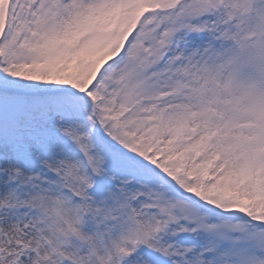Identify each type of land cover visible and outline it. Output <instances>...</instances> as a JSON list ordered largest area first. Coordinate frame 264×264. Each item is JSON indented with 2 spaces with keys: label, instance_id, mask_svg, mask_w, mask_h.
Returning <instances> with one entry per match:
<instances>
[{
  "label": "snow or ice",
  "instance_id": "1",
  "mask_svg": "<svg viewBox=\"0 0 264 264\" xmlns=\"http://www.w3.org/2000/svg\"><path fill=\"white\" fill-rule=\"evenodd\" d=\"M0 264H264V0H0Z\"/></svg>",
  "mask_w": 264,
  "mask_h": 264
}]
</instances>
